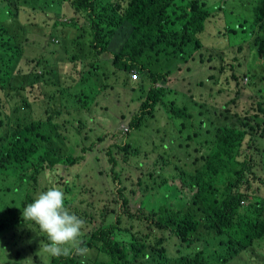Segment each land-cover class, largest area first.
Instances as JSON below:
<instances>
[{"label":"trees","instance_id":"obj_1","mask_svg":"<svg viewBox=\"0 0 264 264\" xmlns=\"http://www.w3.org/2000/svg\"><path fill=\"white\" fill-rule=\"evenodd\" d=\"M1 1L0 174H12L23 186L24 194L15 217L5 208L0 211V242L11 248L7 253L10 261L0 260V264H21L28 258L33 264H232L236 260H244V264H250V260L264 264V255L256 252L258 246L264 247V194H258L254 187L255 184L264 186V178L255 173L260 167L264 172V141L258 139L259 135L264 136V100L249 107L245 116L234 114L241 125L226 123L208 133L204 130L206 121H200V126L189 122L195 118L189 115L190 108L184 105L176 109L175 102L167 104L171 93L168 88V78L173 73L171 66L177 65L174 70H179L181 64L196 61L197 54L203 61L200 50L204 45L199 35L210 20L207 3L204 0ZM34 1L37 6L33 5ZM67 11L74 16L68 18ZM61 25H72L76 33H80L79 39L84 37L85 49L80 48L70 55L67 48L58 57L51 51L53 58L35 59L38 66L28 71L26 67L22 71L19 62L10 59V52L18 54L21 43L28 40L32 27L56 31ZM118 35L121 42L115 41ZM112 40L117 44L116 52L111 50ZM254 43H259L257 38ZM261 43L264 47V41ZM103 55L107 57L102 60L103 65L110 63L113 70L142 77L140 81L132 75L131 90L144 92L139 98L140 108L130 120L133 131L145 132L149 120H158L156 113L160 109L165 110L173 122L181 119L171 143L172 155L177 159L169 162L174 165L173 169L164 171L161 168L162 174H150L153 183H147L144 192L169 187L175 194L187 189L192 195L185 203L174 207L165 204L155 211L146 208L145 201L139 208L135 207L130 196L120 190L123 210L117 211L112 200L101 206L102 200L97 203L91 199L93 192L87 188L89 182L83 180L79 191H75L73 185H69L70 179L60 176L57 186L68 197L66 206L86 205L94 214H99L96 216L101 225L88 232L86 227L83 229L82 239L90 250L86 257L55 258L40 253L44 256L42 259L38 254L41 241L34 235V227L38 226L31 222H28L29 227L24 226L22 209L33 202L39 192L47 190L39 189L40 177H45L47 170L52 172L58 165L67 166V170H79L75 176L81 179L85 176L96 178L95 168L92 173L83 175L84 165L80 162L96 147L95 140L100 143L102 139H94L90 135L92 129L81 134L67 131L70 119L66 114H70L67 110L71 106L65 105L64 100L68 92L81 89V83L89 84L93 79L98 91L110 87L104 72L101 76L98 73ZM161 64H168L163 72L157 71ZM75 97L82 103L77 110H90L93 101H88L87 95ZM238 98L240 93L236 92L235 97L225 103L226 115L221 113L222 117L232 118L226 107L236 103ZM200 108L203 116L204 107L200 105ZM251 111L255 114L250 115ZM258 118L261 122H256ZM194 126L204 130L203 136H207L204 142L195 141L201 133H193ZM184 129L191 135H184ZM57 142L68 150L73 149L72 143H75V147L82 148V154L78 157L64 154ZM116 147L127 155L132 153L129 144ZM194 149L200 152V157L192 154ZM137 152V148L133 149V154ZM183 155L186 159H194L186 163L187 168L180 166ZM29 168L36 171L22 174ZM112 202L119 205L117 200ZM7 218L13 220H2ZM83 220L85 225L89 222ZM21 235L26 246L22 247L24 254L19 250ZM169 237L177 246L176 255L168 251ZM43 239L46 241L44 233ZM29 252L27 258L25 254Z\"/></svg>","mask_w":264,"mask_h":264},{"label":"rangeland","instance_id":"obj_2","mask_svg":"<svg viewBox=\"0 0 264 264\" xmlns=\"http://www.w3.org/2000/svg\"><path fill=\"white\" fill-rule=\"evenodd\" d=\"M204 1L207 3L211 15L210 20L205 25V31L199 35V39L204 45V48L200 50L203 61H201L199 54L196 55V52V61H190L187 65L181 64L179 70H174L177 65L171 66L173 73L168 78V88L171 93L168 96L167 104L170 106L171 102H175L178 105L175 106L176 109H181L184 105L190 108L189 115L195 116V118L191 121L189 119V122L199 125L200 121H206L208 124L204 126V130L205 133H208V130L214 131L217 126L226 123L232 126L241 125L234 114L245 116V111L249 107H255L258 100H264V47L261 43L264 41V27H262L264 25V0H243V2L240 0H217L221 2L215 6L218 10L214 7L213 2L215 0ZM0 3H3V1L0 0ZM33 5L37 6V1H34ZM2 6L3 4H0V8ZM221 6L224 8L219 10ZM58 9L59 7L54 8L53 11ZM66 14L68 18L74 16L71 11H67ZM53 19L57 21L56 16ZM129 27L131 29L130 24ZM126 29L129 30V28ZM76 32L77 30L72 25H61L56 31L51 29L42 31L39 27H32L29 30L28 40L21 43L22 48L18 54L13 55L10 52V59L16 63L19 62V68L22 71H24L22 69L24 67H26L25 71H28L38 66L35 59L42 56L48 57L51 51H54L55 56L58 57L68 48L67 50L72 55L74 51L78 52L80 48L85 49L84 37L79 39L78 35L80 33ZM117 38L115 41L121 42L122 38L119 39V35ZM256 38L259 41L257 45L254 43ZM58 40L59 43H56ZM111 43V50L116 52L118 50L117 44L113 40ZM50 57L53 58L52 55ZM106 58L105 55L101 56L98 73L101 76V73L104 72L107 85L110 87L98 91L97 87L93 85L95 84L94 81L90 80L89 84L81 83V89L68 92V97L64 100L65 105L71 106L67 110L70 114H66V117L70 119L67 131L73 132L75 130L81 134L84 131L89 133V129H92L90 135L94 139L97 137L102 139L100 143L95 140L94 152L93 150L88 151L86 154L87 159L80 162L84 165L83 175L92 173L95 168L96 178L85 176L81 179V176H75V173L79 170L74 171L73 168L67 170V166L58 165L52 172L47 170L45 177H40L39 189H47L52 185L57 186L60 176L65 175L70 179L69 185H73L72 188L75 191H79L83 180L89 182L87 188L92 189L94 194L92 200L97 203L102 200L99 204L101 206L111 200H117L119 202L118 206L111 201L117 211L123 210L120 207V190L130 196L132 205L134 204L137 208L146 202V208L157 211L160 206L165 204L174 207L187 202L192 195L187 189L178 191V194H175L173 189L169 187L144 192L147 183L149 185L153 183L150 174H162L161 168L164 171L173 169L174 165L169 162L177 161V159L172 155L171 143L173 134L177 132L176 126H180L181 119L173 122L169 119L166 111L160 109L156 113L158 120L155 118L149 120L145 132L143 130L133 131L130 127V120L138 112L141 105L139 98L144 96V92L141 93L139 89L132 91L133 73L128 74L113 70L114 68L110 63H104L103 65L102 60ZM28 60H30L29 63ZM10 65L14 66V64ZM167 67L168 64H161L157 67V71L163 72ZM138 77L141 81L142 77L140 75ZM236 92L240 93V98L236 103L226 107L229 109L232 118L222 117L221 113L226 115L225 110H223L225 103L233 99ZM80 94L82 96L87 95L88 101H93L90 110H77L82 103L75 95ZM200 105L204 107L205 114L202 110L203 116L200 115ZM254 114V111H251L250 115ZM208 117L211 118L210 121L207 120ZM150 121H153V123ZM256 122H261V118L256 119ZM254 124L253 122L252 125ZM194 127L193 133L197 131L201 133L195 141L204 142L207 139V136H203L204 130L201 131L196 126ZM127 129L129 130L126 131ZM183 134L191 135V132L184 129ZM258 139L264 141V136L259 135ZM55 140L57 139L53 138V141ZM126 144L131 147L130 151L132 153L129 155L116 147L117 145L124 146ZM57 145L63 147L66 152L63 151L64 154H72L76 157L82 154V148L75 147V143H72L74 148L69 150L65 145L58 142ZM136 148L139 152L133 154V149ZM192 154L197 158L201 155L195 149ZM164 159L166 161H163ZM111 160H114L115 164ZM193 161L194 159H186L183 155L180 166L187 168L186 163L190 164ZM255 173L257 176L264 178L261 167ZM71 175H74V177ZM165 175L168 178L167 173ZM115 176L117 180H115ZM47 177L50 179H47ZM140 178H142V181H140ZM158 181L160 182L161 179H158ZM254 187L258 189L256 190L258 194H264V186L255 184ZM23 194V186L14 177L0 175V211L5 208L10 215L15 217L21 205ZM68 208L79 217L82 216L83 219L89 221L85 225L87 232L93 227L101 225V220L96 216L99 214H94L86 205L80 207L73 203ZM2 220L11 221L13 219ZM34 235L39 237L41 243L45 241L43 233H40L37 227H34ZM21 242L23 244L19 250L23 253L24 249L22 251V247L26 246L22 235ZM167 247L171 255H176L177 246L171 237H169ZM8 250H11L10 246L5 242H0L1 261H10L7 257ZM256 252L264 255V247L258 246ZM25 255L28 258L30 252ZM39 256L42 259L44 258L41 254ZM244 262V260H236L232 264H244ZM250 264L257 263L250 260Z\"/></svg>","mask_w":264,"mask_h":264},{"label":"clouds","instance_id":"obj_3","mask_svg":"<svg viewBox=\"0 0 264 264\" xmlns=\"http://www.w3.org/2000/svg\"><path fill=\"white\" fill-rule=\"evenodd\" d=\"M217 2V0L213 2L214 7L217 6ZM59 40L56 43H59ZM135 75L136 73H133L134 77H138V75ZM35 171V168H29L27 171H23L22 174H33ZM67 199L68 197L61 187L52 185L46 191L39 192L34 197L33 202L23 207L22 219L25 222L24 226H29L28 222H31L37 225L39 230L46 236L47 242L43 241L40 244L38 254L43 253L48 257L55 258L86 257L89 254L90 250L82 239L85 221L69 210L65 204ZM20 244L22 246L23 243L20 242ZM21 264H33V262L31 258H28L21 261Z\"/></svg>","mask_w":264,"mask_h":264},{"label":"crops","instance_id":"obj_4","mask_svg":"<svg viewBox=\"0 0 264 264\" xmlns=\"http://www.w3.org/2000/svg\"><path fill=\"white\" fill-rule=\"evenodd\" d=\"M93 81H94V79H93ZM94 86H95V84H93Z\"/></svg>","mask_w":264,"mask_h":264}]
</instances>
